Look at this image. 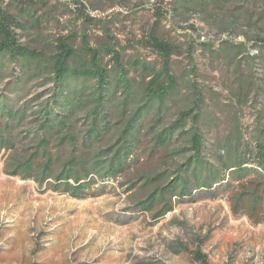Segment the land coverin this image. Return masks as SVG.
Listing matches in <instances>:
<instances>
[{"label":"rangeland","instance_id":"rangeland-1","mask_svg":"<svg viewBox=\"0 0 264 264\" xmlns=\"http://www.w3.org/2000/svg\"><path fill=\"white\" fill-rule=\"evenodd\" d=\"M13 3L0 0L11 13ZM230 9L209 4V16L190 0H39V28L29 25L21 33L24 42L46 50L60 36L72 37L79 49L86 34L93 48L120 54L139 84L149 81V72L138 64L162 67V56L142 42L156 30L176 46L172 70L180 85L164 118L172 120L201 97L199 126L214 161L231 135L251 149L264 131L263 46H255V32L246 40L222 29ZM226 42H246L254 60ZM113 56L105 55L109 69L115 68ZM31 87L30 97L50 88L37 82ZM6 158L0 157V264H264V203L254 213L241 209L240 182L230 180L213 193L191 189L193 197L176 201L158 220L136 205L152 190L142 174L175 168L170 151H152L149 137L126 175L99 183V195L82 200L6 175ZM249 180L264 183L255 174Z\"/></svg>","mask_w":264,"mask_h":264},{"label":"trees","instance_id":"trees-1","mask_svg":"<svg viewBox=\"0 0 264 264\" xmlns=\"http://www.w3.org/2000/svg\"><path fill=\"white\" fill-rule=\"evenodd\" d=\"M190 1L209 16V4L234 8L224 12L222 29L246 40L255 32V46H263L258 57L264 59V29L258 28L264 21V0ZM38 4L15 0V13L0 6V157L7 155L6 175L74 199L97 197L95 187L126 175L149 137L152 151L169 150L170 159L175 158L173 171L167 168L139 178L152 190L135 203L155 212L156 220L172 212L176 201L193 197L191 189L213 193L230 180L241 184L236 198L241 209L254 213L263 207L264 183L249 178L264 177V131L251 149L242 147V137L231 135L220 145L224 154L211 161L199 126L201 97L165 120L180 86L172 70L175 44L156 30L150 32L142 42L159 53L163 63L159 70L138 64L149 72V81L138 84L120 54L93 48L86 34L79 49L70 36L55 38L50 50L24 42L21 32L29 25L39 28ZM225 46L254 60L246 42ZM111 54L114 69L104 62ZM33 82L50 88L30 97Z\"/></svg>","mask_w":264,"mask_h":264}]
</instances>
